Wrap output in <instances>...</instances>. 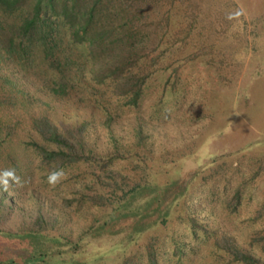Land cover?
Masks as SVG:
<instances>
[{"label":"rangeland","instance_id":"obj_1","mask_svg":"<svg viewBox=\"0 0 264 264\" xmlns=\"http://www.w3.org/2000/svg\"><path fill=\"white\" fill-rule=\"evenodd\" d=\"M43 11L31 60L0 33V264H264V0Z\"/></svg>","mask_w":264,"mask_h":264},{"label":"trees","instance_id":"obj_2","mask_svg":"<svg viewBox=\"0 0 264 264\" xmlns=\"http://www.w3.org/2000/svg\"><path fill=\"white\" fill-rule=\"evenodd\" d=\"M20 2H22V0H0V4L2 6L0 10H2V12L6 10V8H8L9 10H13V8ZM33 2H35L33 4L34 11L31 15H29V18H25L19 13L20 17H23L21 22L18 24L15 20H13V22L11 23L12 32L11 30L6 32V26H0V33L5 31L6 35L9 34L6 38L7 43L4 45L7 53H10L11 50H14L15 46L17 45L19 49H17L16 57H24L26 59H29L30 57L31 60V45L29 44H31L32 40L34 38H38V40L45 42L47 39V33L43 29V33H40L42 35L33 36V34L37 31L38 25L44 28L48 26V24H46V20L48 18L41 12L42 10H44L43 12L45 13L47 8L48 10L50 9L52 11V14H55L54 16L62 17L66 23L68 22L72 28H75V32H79L80 30H82L85 37L90 35L88 38H90L91 41L94 42L95 32L91 31L90 27L93 23L95 15L100 12L101 7L103 6V0H33ZM55 4L58 6L61 5V8L56 9ZM41 14L43 15V17L41 16ZM1 15H3V13H0V21L2 19ZM49 25V29L52 28L50 22ZM54 89L56 93L60 90V88ZM59 138L60 136L57 133H53L52 139L54 141H59ZM239 257L246 261L250 259L246 255H240ZM30 260L31 259H28L26 262ZM154 264L158 263L155 262Z\"/></svg>","mask_w":264,"mask_h":264},{"label":"clouds","instance_id":"obj_3","mask_svg":"<svg viewBox=\"0 0 264 264\" xmlns=\"http://www.w3.org/2000/svg\"><path fill=\"white\" fill-rule=\"evenodd\" d=\"M63 175L64 172L62 169L53 170L47 177L48 182L55 185L61 179V177H63ZM9 178L12 180H19V177L15 175L14 169H4L0 171V183L5 185L8 184Z\"/></svg>","mask_w":264,"mask_h":264}]
</instances>
